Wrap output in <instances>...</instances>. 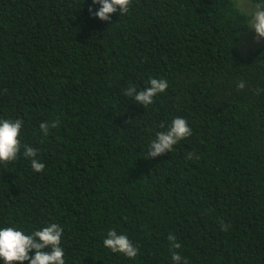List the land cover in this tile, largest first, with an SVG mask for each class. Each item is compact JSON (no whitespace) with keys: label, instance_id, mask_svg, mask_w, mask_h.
Instances as JSON below:
<instances>
[{"label":"trees","instance_id":"obj_1","mask_svg":"<svg viewBox=\"0 0 264 264\" xmlns=\"http://www.w3.org/2000/svg\"><path fill=\"white\" fill-rule=\"evenodd\" d=\"M91 4L0 0V120L22 119L21 144L45 165L33 171L23 148L0 162V228L58 224L65 264H173L172 251L264 264V44L238 48L250 15L236 0H131L105 22ZM150 78L168 87L146 108L124 95ZM176 117L192 135L146 158ZM113 229L135 258L103 245Z\"/></svg>","mask_w":264,"mask_h":264},{"label":"clouds","instance_id":"obj_2","mask_svg":"<svg viewBox=\"0 0 264 264\" xmlns=\"http://www.w3.org/2000/svg\"><path fill=\"white\" fill-rule=\"evenodd\" d=\"M131 0H92L89 6V14L101 21L108 22L112 14L119 12L120 16L129 11ZM99 5V8L93 11V6ZM255 11L252 13V23L249 28L254 30V40L260 43L264 40V3H257ZM168 87L166 79L150 78L147 86L138 90L135 86H129L124 95L134 99V102L143 105L145 108L153 103L154 97L164 93ZM244 81L237 84V88L243 89ZM24 121L22 119H3L0 120V162L8 163L16 160L21 154L25 159L31 162V168L35 172L44 170L45 165L41 163L37 156V149L22 145L19 139ZM59 126V121L42 122L39 127L44 136H47L50 128ZM163 128L164 125H161ZM192 135V129L183 117H176L171 121L166 131L156 133L147 147L146 158H155L167 152H171L173 146L182 139ZM195 153H189L191 159ZM230 225L220 222V229L227 231ZM63 229L56 223H50L47 226L25 234L22 230L13 227L0 228V260L4 264H13V262L28 261V264H65L64 249L61 247V238ZM168 240L172 243L173 249L180 248L176 242V237L169 234ZM103 245L113 253H122L128 258H135L138 249L133 245L126 235L118 234L115 229L108 231L103 240ZM34 254L30 255L31 252ZM171 259L173 264H180L182 257L178 252L172 251Z\"/></svg>","mask_w":264,"mask_h":264},{"label":"rangeland","instance_id":"obj_3","mask_svg":"<svg viewBox=\"0 0 264 264\" xmlns=\"http://www.w3.org/2000/svg\"><path fill=\"white\" fill-rule=\"evenodd\" d=\"M236 2L238 3V5L241 7V9L244 12H246L247 14L250 15L251 20H250L249 25H251L252 13L256 10L255 5L250 0H236ZM254 35H255L254 30L251 28H248V30L242 34V36L240 37V39L238 41V48H239L240 52L242 51V53H244V52H246V49H249V48L254 49V48H257V47L261 46L262 44H264V40H262L260 43L255 42Z\"/></svg>","mask_w":264,"mask_h":264}]
</instances>
